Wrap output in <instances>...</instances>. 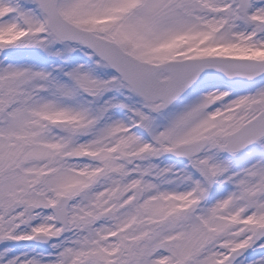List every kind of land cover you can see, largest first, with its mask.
Instances as JSON below:
<instances>
[{"label":"snow or ice","instance_id":"obj_1","mask_svg":"<svg viewBox=\"0 0 264 264\" xmlns=\"http://www.w3.org/2000/svg\"><path fill=\"white\" fill-rule=\"evenodd\" d=\"M0 264H264V0H0Z\"/></svg>","mask_w":264,"mask_h":264}]
</instances>
